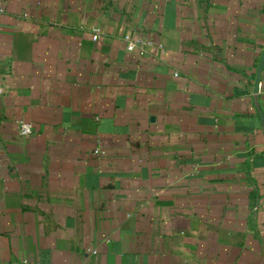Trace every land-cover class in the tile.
<instances>
[{"label": "crops", "instance_id": "1", "mask_svg": "<svg viewBox=\"0 0 264 264\" xmlns=\"http://www.w3.org/2000/svg\"><path fill=\"white\" fill-rule=\"evenodd\" d=\"M0 8V264H264V0Z\"/></svg>", "mask_w": 264, "mask_h": 264}, {"label": "built area", "instance_id": "2", "mask_svg": "<svg viewBox=\"0 0 264 264\" xmlns=\"http://www.w3.org/2000/svg\"><path fill=\"white\" fill-rule=\"evenodd\" d=\"M0 10L2 11V8H0ZM99 38V34L96 33L94 35V39L97 40ZM134 48V44L131 43L128 46L129 50H133ZM0 92H3V86L1 85V80H0ZM19 132L23 137H28L33 133V127L29 122H26L25 120L20 121L19 123ZM96 153H102L104 154L105 151H101V150H97ZM24 264H30L28 261L24 262Z\"/></svg>", "mask_w": 264, "mask_h": 264}]
</instances>
